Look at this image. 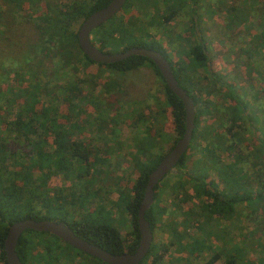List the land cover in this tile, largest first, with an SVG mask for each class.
Wrapping results in <instances>:
<instances>
[{
    "label": "trees",
    "instance_id": "trees-1",
    "mask_svg": "<svg viewBox=\"0 0 264 264\" xmlns=\"http://www.w3.org/2000/svg\"><path fill=\"white\" fill-rule=\"evenodd\" d=\"M110 1L73 0L56 10L43 9L41 0H0V127L3 133L5 132V136L0 135V264H7L4 241L9 225L27 219L64 222L75 235L112 254H131L138 246L137 214L147 178L166 153L159 152L162 150L160 140L163 141V134L154 129L153 125H148L144 137L134 139L137 156L143 160H139L138 157L134 159L138 171L131 184L130 193L124 200L123 209L130 225L125 238L121 237L119 228L113 225L103 208L99 209L98 214L87 213L78 217L69 213L67 207H75L77 204L82 206L85 195H76L73 189L52 188L48 185L49 179L59 173L74 176L82 184V176L88 174L90 168L99 170V165L104 164L105 160L99 157L90 160L91 152L87 146L71 139L75 131L83 128L81 122L91 119L90 113L80 105V102L86 100L82 96L81 87L72 82H65L61 86H55L64 93L59 104L42 102L43 95L55 93L53 88L48 86L51 79L43 66L47 56L60 60V70L82 61L88 65H96L104 71L123 75L145 67L150 69L163 84L165 103L170 112L174 133L173 145L185 131L183 104L168 89L151 60L131 56L113 64H95L80 51L76 27L80 26L91 13L107 6ZM258 1L244 0L242 8L231 6L230 11L233 14L227 18L228 22L235 27L241 25L252 12H256ZM128 2L129 0L123 7ZM181 2L183 0H168L169 5L163 22L167 23L175 18L182 7ZM192 3L194 13L198 0H192ZM113 18L93 31L95 40L91 41L92 44L105 53H112L109 48L115 50L122 48L124 51L131 47H145L158 51L169 62L178 85L191 97L195 106L192 140L176 166L178 172L175 173V177L178 182L169 186L175 202L174 209L168 211L158 204L160 182L154 189L155 201L145 213V220L153 237L155 230L160 229L171 234L173 240L169 242L170 246L177 241L180 249L187 250L192 255L208 252L210 256L205 264H215L218 261H222V264H245L248 243L241 246L235 243L232 240L233 234L221 228L220 223L234 220L238 216L236 206L241 203L252 209L260 206L261 217L257 223L262 224L261 234L264 236V136L257 138L254 136L255 131H252L251 144L245 146L244 140L246 127L253 128L254 123L259 122V117L264 114V102H261L264 100V93L259 91L255 96L252 93L250 101L243 97L244 94L248 95L246 88L243 95H239L235 91L236 86L221 83L212 72V62L203 41L189 44L187 65L180 61L173 63L162 51L159 42L152 38L144 42L142 32L136 38L131 31L128 32L121 18L117 19L115 16ZM191 25L192 31L197 33L195 18L191 19ZM19 27L23 28V32L29 30L33 32L23 39L21 38L23 32L18 31ZM255 37L264 41V29ZM250 45L251 43L247 42L246 48L241 52L250 55V52L254 51L259 55L261 49H264L262 44L261 47L255 48L249 47ZM198 69L207 73L212 89L218 92V88L223 87L227 92L224 96L228 102L227 106L225 108L218 106L216 110L220 118L228 122L223 135L209 130L200 133L198 130L201 117L209 113L211 106L197 95V92H201L198 86L201 84L202 87L204 84L202 77L194 75ZM11 74L13 77L9 79ZM258 76L264 81V73L258 71ZM40 77H46L45 82L42 83ZM253 101L258 104L261 102V106L257 105L256 113L251 110ZM156 119L153 117V120ZM70 120L77 123H71ZM7 136L11 138L7 139ZM199 138L206 141V146L201 148L202 157L192 156L187 163L188 152L195 147ZM236 145L244 149L242 151L238 148L236 159L230 163L220 161L215 154L217 149L235 150ZM187 164L190 168L185 172ZM211 169L216 170L222 183L221 189H218L213 181L207 180ZM253 182L256 183L255 188L251 185ZM187 184L191 186L192 196L185 191ZM195 198L199 200V204L192 203ZM189 202L190 206L181 211V206H186ZM175 209L184 217L180 223L184 228L183 233L178 232L176 223L163 220L165 215H177ZM191 228L199 230L201 234L192 237ZM31 235L38 238L46 237L48 240L39 238L32 241ZM184 238H187L188 242L182 243ZM211 238L223 240L222 245L219 247L212 245ZM56 242L64 244L71 250L63 259L64 262L59 260L60 254H56V250L59 249ZM257 242L264 247V239ZM167 249V245L159 247L152 243L140 264L147 262L150 257L149 264H160L162 262L160 252ZM15 251L22 264H74L76 255L86 256L91 264H103L50 234L34 231H25L20 236ZM258 264H264L263 256L260 257Z\"/></svg>",
    "mask_w": 264,
    "mask_h": 264
},
{
    "label": "rangeland",
    "instance_id": "rangeland-1",
    "mask_svg": "<svg viewBox=\"0 0 264 264\" xmlns=\"http://www.w3.org/2000/svg\"><path fill=\"white\" fill-rule=\"evenodd\" d=\"M72 1L41 0V7L57 10ZM258 2L256 12H252L246 21L236 27L232 26L227 19L233 14L230 7L242 8L241 5L244 4V0H198L194 13L192 11V0H183L178 14L168 23L163 22L167 0H129L128 4L121 8L115 17L117 19L121 18L125 22L128 32L131 31L136 38L142 32L144 42H148L150 38L159 42L162 51L173 63L180 61L187 65L189 63L187 57L188 47L193 42H197V39L205 41L212 62L213 74L219 78L221 83L236 86L235 91L239 95H243V90L246 88L248 95L244 94L243 97L252 101V93L253 96L259 91L264 93V81H261L258 76V71L264 73V49H261L259 55L254 51L250 52V55H245L241 50L246 48L245 44L247 42L251 43L249 46L251 48L261 47V44L264 47V41H260L255 37L259 36L264 29V0ZM192 18L197 21V34L191 29ZM78 27L79 25L76 30ZM20 30L23 32L22 27H19L18 31ZM93 31L90 34L92 42L95 40ZM31 32L33 30L23 32L21 38L24 39ZM109 49L112 53L122 51V48ZM59 61L55 58L51 59L50 56H47L44 60L43 66L47 69L50 75L49 79H51L48 86L53 88L55 93L43 95L42 102L59 104V100H61L64 93L55 86H61L65 82H72L81 87L82 96L86 100L83 103L80 102V105L90 113L92 120L81 122L83 128L75 131L71 139L87 146L91 152L89 155L90 160L99 157L105 160V163L99 165V170L90 168L88 174L82 176V184L74 176L59 173L49 179L48 185L52 188L73 189L76 195H85L82 206L77 204L75 207H67L69 213L78 217V215L87 213L98 214L99 209L103 208L104 213L107 212L108 217L111 218L113 225L119 228L121 237L125 238L129 233L130 225L123 205L138 171V166H136L134 160L135 157H138L134 139L144 137L146 134L145 129L153 125L154 129L163 134V141L160 140L162 150H159V152H167L173 145V127L170 112L165 103L162 81L146 67L123 75L104 71L96 65H88L84 61L75 62L74 66L67 65V67L60 70ZM194 75L199 78L202 77L204 80L202 87L199 83L200 86L198 87L201 88V92H197V95L202 101H207L211 105L209 106V113L201 117L198 130L200 133L209 130L223 135L228 127V122L221 119L216 110L218 106L220 108L227 106L228 102L224 97L227 92L223 87L218 88V92L216 89H212L211 83L208 82L209 76L204 70L198 69ZM12 77V74L9 75V79ZM40 78L42 83L45 82L46 77ZM261 102H264V100L262 99ZM261 102L259 104L255 101L252 102V112H257V105L261 106ZM62 107H65V105H62ZM153 117L157 119L153 120ZM259 120V122L254 123L253 128L255 130L251 127L244 128L245 146L248 143L251 144L252 131H255L254 136L257 138L264 136V114L259 117ZM70 121L71 123H77L75 120ZM58 123L62 124V122ZM4 134L5 132L3 133L0 127V135L5 136ZM10 138V136H7V139ZM205 146L206 141L199 138L195 147L188 152L186 162L189 163L192 156L201 158V148ZM210 147L212 148L213 145ZM234 148L235 150L217 149L215 154L220 161L230 163L236 159L239 153L238 148H241V146L236 145ZM246 148L248 149V147ZM243 149L241 148L242 151ZM150 156L152 158V155ZM138 159L143 160L141 157H138ZM243 167L246 168L245 165ZM189 168L190 165L187 164L185 172ZM175 171H178V169L167 175L161 181L159 187L158 204L167 208L168 211L174 209L175 202L169 186L178 182ZM207 180L213 181L218 189L222 188V183H220L215 169L209 171ZM251 185L253 188L256 187L255 182ZM185 191L192 196L189 184L185 185ZM192 203L199 204V200L195 198ZM190 204L189 202L186 206L182 205L181 211ZM254 208L252 209L247 204L241 203L236 206L238 216L234 220L230 222L221 221L220 223L221 228L233 234L232 240L235 243L240 246L246 242L248 243L249 249L246 252L245 264H258L260 257H264L263 244L257 242L264 239L261 234L262 224L257 223L259 217H261L259 214L261 208L260 206ZM175 210L177 211V209ZM174 216L165 215L163 220L176 223L178 232L183 233L184 228L180 223L184 217L179 215L178 211L177 215ZM190 233L193 235L192 237L201 234L195 228H191ZM39 238L44 241L48 240L46 237ZM39 238L31 235L32 241H37ZM171 240L173 238L169 232H163L160 229L155 230L153 243L159 247L168 246L167 250H161L160 252L162 255L160 264H205L210 256L206 251L192 255L189 251L180 249L179 245L177 246V241L170 246L169 242ZM186 241L188 242V239L184 238L182 243ZM222 242L223 240H214V238H211L210 241L212 245L217 247L221 246ZM56 244L59 246L58 250H60L61 257L65 258L67 253H71V250L64 244L58 242ZM150 261L151 257L143 264H149ZM74 264H91V261L86 256L76 255ZM215 264H222V261Z\"/></svg>",
    "mask_w": 264,
    "mask_h": 264
},
{
    "label": "water",
    "instance_id": "water-1",
    "mask_svg": "<svg viewBox=\"0 0 264 264\" xmlns=\"http://www.w3.org/2000/svg\"><path fill=\"white\" fill-rule=\"evenodd\" d=\"M126 1L111 0L107 6L91 13L81 22L77 30V42L80 51L95 64H113L131 56H141L151 60L157 67L168 89L182 102L185 112V131L182 137L165 153L148 175L144 195L137 214L138 246L131 254H112L78 237L64 222L27 219L17 221L8 227L4 241L7 264H22L15 249L20 236L25 231L50 234L68 246L101 261L103 264H140L151 248L153 234L148 222L145 220V213L154 202V189L157 184L173 171L190 146L195 127V106L191 97L178 85L169 62L158 51L145 47H131L116 53H105L98 50L92 44L90 39L91 32L113 18L121 10Z\"/></svg>",
    "mask_w": 264,
    "mask_h": 264
},
{
    "label": "flooded vegetation",
    "instance_id": "flooded-vegetation-1",
    "mask_svg": "<svg viewBox=\"0 0 264 264\" xmlns=\"http://www.w3.org/2000/svg\"><path fill=\"white\" fill-rule=\"evenodd\" d=\"M168 5H169V3H168V0H167V7H168ZM123 8V7H122ZM166 10H167V8H166ZM168 23V22H167ZM197 34V33H196ZM197 41H202V40H199V39H197ZM204 43H205V41H203ZM206 44V43H205ZM177 166V165H176ZM176 166H175V168L173 169V171L171 172V173H173L174 172V170L176 169ZM178 171H175V173H177ZM170 174V173H169ZM168 174V175H169ZM166 178V176L164 177V179ZM154 201H155V199H154ZM154 203V202H153ZM153 239H154V237H153ZM153 243V242H152ZM59 251L60 250H56V254H60L59 253ZM63 259H65V258H63V257H61V255H60V258H59V260L61 261V262H64V260Z\"/></svg>",
    "mask_w": 264,
    "mask_h": 264
}]
</instances>
